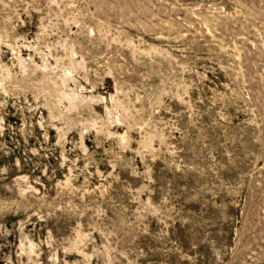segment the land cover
<instances>
[{
    "label": "rangeland",
    "instance_id": "1",
    "mask_svg": "<svg viewBox=\"0 0 264 264\" xmlns=\"http://www.w3.org/2000/svg\"><path fill=\"white\" fill-rule=\"evenodd\" d=\"M0 264H264V0H0Z\"/></svg>",
    "mask_w": 264,
    "mask_h": 264
}]
</instances>
